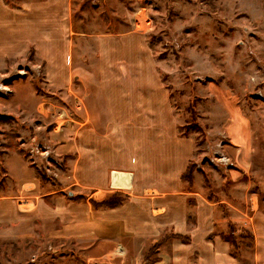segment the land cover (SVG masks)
I'll return each instance as SVG.
<instances>
[{"label":"rangeland","instance_id":"rangeland-1","mask_svg":"<svg viewBox=\"0 0 264 264\" xmlns=\"http://www.w3.org/2000/svg\"><path fill=\"white\" fill-rule=\"evenodd\" d=\"M2 1L19 7L35 0ZM56 1L66 24L58 37L60 51L70 62L63 80L51 83L47 60L33 42L20 53L0 54V264H199L196 254L187 256L192 231L181 234L173 225L157 224V231L146 233L125 224L124 235L116 238V223L96 229L74 224L85 215L81 205L89 192H76L72 157L59 154L55 143L61 135L73 139V119L91 109L85 95L98 84L103 38L130 39L146 52L170 96L177 130L193 146L186 169L201 173L197 184L206 198L239 203L251 214L264 211V0ZM233 106L245 117L250 138L249 165L238 182L224 174L237 163L228 151L226 111ZM212 153L228 156L229 165H215ZM185 170L181 179L193 188V171L187 179ZM37 183L42 191L62 188L63 194L33 207L40 200L39 191L32 192ZM128 196L116 191L89 201L93 212L106 213L127 203ZM220 205L225 222L208 236L229 244L232 263L256 264L254 223ZM87 228L96 232L84 234Z\"/></svg>","mask_w":264,"mask_h":264},{"label":"crops","instance_id":"crops-1","mask_svg":"<svg viewBox=\"0 0 264 264\" xmlns=\"http://www.w3.org/2000/svg\"><path fill=\"white\" fill-rule=\"evenodd\" d=\"M61 7L56 0L29 1L19 7L6 6L0 0V54L14 55L35 43L40 47L39 55L47 60L48 78L54 84L66 77L70 63L66 59L65 66L60 51L58 37L66 25L61 23ZM54 9L59 12L54 14ZM101 42L98 84L85 95L91 109L85 110V117L73 119L77 127L73 139L61 135L55 143L59 154L72 157L68 158L72 160L69 171L76 192L80 193V188L89 192L81 205L85 215L74 224L96 229L104 223H116V238L124 235L125 224L137 225L138 232L146 233L157 231V224L173 225L181 234L192 231L194 243L187 256L196 254L199 264H236L230 261L229 244L219 236H208L218 223L225 222V208L220 205L224 202L238 212V218L246 221L248 216L249 223H254L251 233L255 261L264 264V211L257 209L251 214L239 203L206 198L197 184L201 176L197 171H193L196 184L189 188L181 173L187 168L193 146L190 138L177 130L170 96L160 85L146 52L130 39L103 38ZM226 112L230 115L229 157L237 163L224 174L230 182H238L250 161L249 129L236 106L228 107ZM36 190L40 200L35 199L33 207L40 203L43 206L45 197L63 194L62 188L42 191L38 183L32 192ZM72 191L68 189L69 196ZM116 191L128 194V202L106 213L92 211L89 199ZM82 231L96 232L88 228Z\"/></svg>","mask_w":264,"mask_h":264},{"label":"built area","instance_id":"built-area-1","mask_svg":"<svg viewBox=\"0 0 264 264\" xmlns=\"http://www.w3.org/2000/svg\"><path fill=\"white\" fill-rule=\"evenodd\" d=\"M48 149H49V147L48 146H46ZM46 149V148H45ZM51 151V149H49V151H48V153ZM41 154H45L46 155V153H47V151L46 150H41V152H40ZM47 156V155H46ZM47 159H48V161H50V159H52L51 157L49 158V157H46ZM211 160H213V162H215V165H229V157L228 156H226V155H224V154H220L219 156H216L214 153H212V155H211ZM34 162V161H33ZM53 162H55L56 164H58V166H60V163L58 162V160L56 159H53ZM35 165H36V167L38 168V169H41L42 167L40 166V165H38L37 163H35ZM46 168H44V170H45ZM43 171V170H42ZM46 171L48 172V174L49 173H51V170H49V169H46Z\"/></svg>","mask_w":264,"mask_h":264},{"label":"trees","instance_id":"trees-1","mask_svg":"<svg viewBox=\"0 0 264 264\" xmlns=\"http://www.w3.org/2000/svg\"><path fill=\"white\" fill-rule=\"evenodd\" d=\"M192 171L193 170L191 168L186 169L184 174H183V177L189 179V177L191 176V172Z\"/></svg>","mask_w":264,"mask_h":264}]
</instances>
